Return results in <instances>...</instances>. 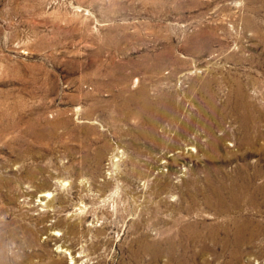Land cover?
I'll list each match as a JSON object with an SVG mask.
<instances>
[{"label": "rangeland", "instance_id": "rangeland-1", "mask_svg": "<svg viewBox=\"0 0 264 264\" xmlns=\"http://www.w3.org/2000/svg\"><path fill=\"white\" fill-rule=\"evenodd\" d=\"M0 264H264V0H0Z\"/></svg>", "mask_w": 264, "mask_h": 264}, {"label": "bare ground", "instance_id": "bare-ground-1", "mask_svg": "<svg viewBox=\"0 0 264 264\" xmlns=\"http://www.w3.org/2000/svg\"><path fill=\"white\" fill-rule=\"evenodd\" d=\"M257 233H258V229H256V231H255V230L252 231V233H251V235H250V237H249V240H251V239H253L254 237H256Z\"/></svg>", "mask_w": 264, "mask_h": 264}]
</instances>
